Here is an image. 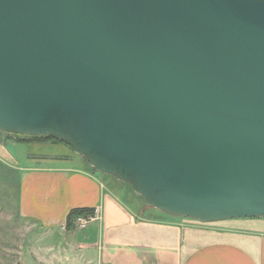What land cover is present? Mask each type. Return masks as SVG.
I'll return each mask as SVG.
<instances>
[{
	"label": "water",
	"instance_id": "95a60500",
	"mask_svg": "<svg viewBox=\"0 0 264 264\" xmlns=\"http://www.w3.org/2000/svg\"><path fill=\"white\" fill-rule=\"evenodd\" d=\"M0 132L173 217L264 218V0H0Z\"/></svg>",
	"mask_w": 264,
	"mask_h": 264
},
{
	"label": "crops",
	"instance_id": "0c3cea01",
	"mask_svg": "<svg viewBox=\"0 0 264 264\" xmlns=\"http://www.w3.org/2000/svg\"><path fill=\"white\" fill-rule=\"evenodd\" d=\"M23 144L31 148L27 166L0 143V158L19 170L26 228L16 238L0 237V264H264V218L208 224L164 213L147 218L124 185L92 172L66 145ZM76 208L94 209L97 218L68 230Z\"/></svg>",
	"mask_w": 264,
	"mask_h": 264
},
{
	"label": "rangeland",
	"instance_id": "374dc122",
	"mask_svg": "<svg viewBox=\"0 0 264 264\" xmlns=\"http://www.w3.org/2000/svg\"><path fill=\"white\" fill-rule=\"evenodd\" d=\"M29 141L31 140H27L26 142ZM22 142L19 139V137L13 134L0 132V143L7 147L6 149L13 157V159L18 163V165L27 166L24 160L26 158V154L30 152L31 148L29 149V146L23 144ZM77 158H79L78 155ZM82 159L83 158L81 157L79 158V163H82L83 161V164L84 163L86 164L85 160ZM110 179L115 183L118 182V180L114 177H110ZM119 185L122 184L119 183ZM125 187L127 188L128 191V195H129L128 197H130V195L135 197L136 202L139 205L141 204L142 207L145 209L144 215H146L147 218L156 219L157 217H159L157 216L159 215V213H163L157 209L149 207L141 196L135 194V192L131 190L130 187L126 185ZM122 194L123 192L120 191L117 194V196L120 197V195ZM124 200L128 202L129 205L133 206L132 200H127V198H125ZM19 207H20L19 170L14 166L13 163L9 164L6 161H4L2 158H0V237L1 239H7V236L12 239L17 237L14 236L15 234L26 233V228L19 218ZM18 237L21 238L20 235ZM3 243L5 244L6 241H4ZM11 243L13 244L14 247H17L14 241L9 242L8 244Z\"/></svg>",
	"mask_w": 264,
	"mask_h": 264
},
{
	"label": "trees",
	"instance_id": "16d2710c",
	"mask_svg": "<svg viewBox=\"0 0 264 264\" xmlns=\"http://www.w3.org/2000/svg\"><path fill=\"white\" fill-rule=\"evenodd\" d=\"M15 136L19 137V139L21 140V142L22 141H25V142H22V143L51 141V142H56V143H60V144L66 145L67 147H69L70 149H72L67 143L62 142V141H59V140L54 139V138H49V137H33V136H20V135H15ZM27 140H31V141L26 142ZM84 160H85L86 164L89 166V168H90V170L92 172L101 174V173L97 172L93 167H91L89 165V163L87 162L86 159H84ZM101 175H104V174H101ZM104 176L111 177V176H108V175H104ZM118 183H121L122 185H124V186L126 185V186H128V187L131 188L130 185L125 184L123 182H120L119 181ZM131 190H132V188H131ZM94 214H95V210L94 209H90V208H76V209L71 210L70 213L67 216L66 229L69 230V229H73L74 228L73 222H74V220L76 218H79V217H90V216H92ZM177 218H180V217H177Z\"/></svg>",
	"mask_w": 264,
	"mask_h": 264
},
{
	"label": "built area",
	"instance_id": "2783aa9c",
	"mask_svg": "<svg viewBox=\"0 0 264 264\" xmlns=\"http://www.w3.org/2000/svg\"><path fill=\"white\" fill-rule=\"evenodd\" d=\"M97 216H96V212L94 215L90 216V217H79L76 218L73 222L74 228L75 227H85L86 225H88V223L96 220Z\"/></svg>",
	"mask_w": 264,
	"mask_h": 264
}]
</instances>
